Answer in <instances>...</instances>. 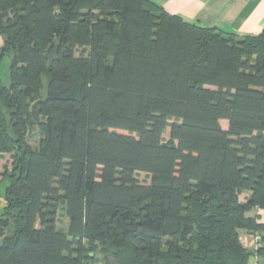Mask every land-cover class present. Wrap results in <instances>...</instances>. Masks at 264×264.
Wrapping results in <instances>:
<instances>
[{
  "label": "trees",
  "instance_id": "1",
  "mask_svg": "<svg viewBox=\"0 0 264 264\" xmlns=\"http://www.w3.org/2000/svg\"><path fill=\"white\" fill-rule=\"evenodd\" d=\"M0 39V264L264 258V31L151 0H0Z\"/></svg>",
  "mask_w": 264,
  "mask_h": 264
},
{
  "label": "crops",
  "instance_id": "2",
  "mask_svg": "<svg viewBox=\"0 0 264 264\" xmlns=\"http://www.w3.org/2000/svg\"><path fill=\"white\" fill-rule=\"evenodd\" d=\"M169 15L180 16L203 28H217L227 33L258 35L264 31V0H151ZM248 197V196H247ZM258 215L264 224L263 211ZM241 241L248 249L259 247V238L243 233ZM264 247V241L261 244ZM250 264H264V258L255 256Z\"/></svg>",
  "mask_w": 264,
  "mask_h": 264
},
{
  "label": "rangeland",
  "instance_id": "3",
  "mask_svg": "<svg viewBox=\"0 0 264 264\" xmlns=\"http://www.w3.org/2000/svg\"><path fill=\"white\" fill-rule=\"evenodd\" d=\"M2 41L0 39V45H1ZM81 50V49H80ZM78 49V52L80 53V51ZM10 56H7L3 59V66H2V76L6 77L8 74V68H9V63H10ZM174 120H170V123H173ZM221 125L224 128H228V122L227 121H222ZM41 132L38 128H34V130L32 131L29 143L33 146V147H37L39 145V142L41 140ZM164 141L168 142L169 138H170V129H167V131L164 134ZM11 164H12V158L10 155H2L0 158V175H2L5 171L6 168H11ZM137 181L141 186H147L150 184L151 178L150 175L146 174V173H138L136 175ZM7 184V183H6ZM6 184L4 183L1 187H0V193L3 194L4 193V189L6 187ZM250 194L246 193L243 194L241 197V201H245L247 196H249ZM258 212V210L256 211ZM69 223V219L67 217L66 214V210H65V206L63 203H59L58 204V208H57V225L60 229H66ZM9 235L12 234V232L9 231L8 233ZM150 243H153V240L150 239ZM103 258L98 257V262L97 264H102ZM52 264H58V263H52Z\"/></svg>",
  "mask_w": 264,
  "mask_h": 264
},
{
  "label": "water",
  "instance_id": "4",
  "mask_svg": "<svg viewBox=\"0 0 264 264\" xmlns=\"http://www.w3.org/2000/svg\"><path fill=\"white\" fill-rule=\"evenodd\" d=\"M46 59L49 61L50 67L52 66L53 62L57 59V47L54 44L50 46L46 53ZM39 111L36 110V106L33 107V115L37 117L39 115Z\"/></svg>",
  "mask_w": 264,
  "mask_h": 264
}]
</instances>
